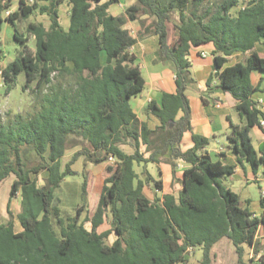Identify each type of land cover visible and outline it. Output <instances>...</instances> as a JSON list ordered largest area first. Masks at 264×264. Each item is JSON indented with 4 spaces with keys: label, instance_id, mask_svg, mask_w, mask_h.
Listing matches in <instances>:
<instances>
[{
    "label": "trees",
    "instance_id": "trees-1",
    "mask_svg": "<svg viewBox=\"0 0 264 264\" xmlns=\"http://www.w3.org/2000/svg\"><path fill=\"white\" fill-rule=\"evenodd\" d=\"M102 1L19 0L17 10L4 16L13 0H0V34L5 22L11 24L14 40L24 49L27 40L17 21L34 13L50 21L49 28L29 23L26 30L35 39V52L26 50L0 68L6 91H12L23 72V90L34 82V92L51 85L40 111L29 118L17 115L7 124L0 122V183L15 176L7 203L10 220L0 225V264H180L196 247L203 249L202 264H211V250L223 238L235 245L239 264H246L244 245L255 253L248 264H264V211L254 216L221 180L233 175L236 165L214 161L206 151L210 140L203 136L194 134L193 148L181 149L184 134L192 131L187 90L196 81L190 49L213 42L214 71L207 86L214 84L230 93L246 120L244 126L231 123L227 147L237 165L247 162L255 174L264 166V146L257 152L250 136L264 121V112L253 99L258 87L250 78L252 71H264V58L255 51L264 37V0H249L237 17L230 11L239 0H135L126 8L127 18L110 13L120 0ZM65 3L71 9L68 30L61 24L59 10ZM128 20L141 25L137 37L125 28ZM170 25L177 34L173 42ZM153 35L159 36V61L175 71L177 85L176 93L163 95L161 105L151 101L145 109L160 121L156 130L141 123L130 105L132 96L145 88L130 49ZM235 53L249 55L244 63L225 67ZM3 57L0 49V63ZM55 73L72 80L53 85ZM124 145L134 153L123 151ZM70 146L81 149L64 166ZM24 148L38 156L36 164L29 165ZM80 157L93 164L114 157L115 166L104 172L94 212L86 176L82 204L75 215H65L56 191L68 176L76 175L72 167ZM180 161L188 168L178 201L167 195L162 203L151 202L144 187L153 183L161 190L162 182L146 169L140 179L135 166L167 163L175 169ZM44 171L47 177L40 184ZM19 194L21 208L14 216L11 205ZM261 205L264 209V199ZM108 213L111 229L99 233ZM16 221L20 232L15 231ZM111 235L115 236L112 243Z\"/></svg>",
    "mask_w": 264,
    "mask_h": 264
},
{
    "label": "crops",
    "instance_id": "crops-1",
    "mask_svg": "<svg viewBox=\"0 0 264 264\" xmlns=\"http://www.w3.org/2000/svg\"><path fill=\"white\" fill-rule=\"evenodd\" d=\"M108 0H103L102 2H106ZM249 0H239L238 6L234 7L230 14L232 17H237L240 10L244 9L246 3ZM16 2L17 8L19 6V0H13L12 4ZM128 5H134L136 3L135 0H120L119 3L114 4L110 8V13L116 17H124L127 18L126 8ZM6 10L5 14H10L16 10ZM68 6V9L71 11L69 5L67 3L63 4L60 7V14L63 6ZM71 14V12H70ZM61 17V15H60ZM145 17H143L144 19ZM70 25V18L68 19ZM9 23L5 22V25ZM62 24V23H61ZM69 25H62L65 30H68ZM46 27V25H44ZM46 28H49L46 27ZM125 28L130 30L134 37H137L138 32L142 31L141 25L137 23L127 21ZM172 28V36L170 37V42H173L176 38L174 35ZM160 49V41L159 36L153 35L146 37L133 46L130 49V52L133 53L137 57V63L140 67L142 76L145 80V88L142 92L135 94L132 96L130 100V105L133 112L136 114L138 120L141 123H144L148 126L150 130H156L160 125V121L152 114H147L145 109L147 105L151 101H155L158 105H161L163 95L165 93H176L177 85H176V75L175 71L167 65H164L159 61L158 51ZM214 51L215 45L213 42H209L206 44H202L200 46H192L189 53V59L191 62V72L196 81V85L189 87L187 90V96L190 101L191 106V120H192V131L186 132L183 136L181 142L182 151H188L193 148V135L203 136L210 140L209 146L206 148V151L212 157L214 161H220L226 165H236V169L233 175L226 176L222 178V182L224 186L234 191L228 185L234 184L235 181H249L253 180V175L255 176L251 166L244 162L242 165H237L236 156L228 149L227 147V138L230 130L231 123L244 126L246 124L245 118L237 111V100L228 92H225L221 89L216 88L213 84L211 87L207 86V82L211 77L214 71ZM255 51L264 58V37L260 39V41L255 46ZM249 54L235 53L232 56L227 58V63L225 67L234 66L237 64L244 63ZM251 83L254 87H258V91L253 95V99L258 103L259 109L264 112V71L262 70H254L251 72ZM183 113L179 114L181 117ZM250 136L252 139V143L257 152H259L260 148L264 146V127L256 126L251 132ZM121 149L128 154H133L134 150L132 147L128 145L121 146ZM141 150L145 152L146 146L142 145ZM148 157V154L146 155ZM83 158V162H85V158ZM80 158V159H81ZM79 159V160H80ZM85 160V161H84ZM78 162V161H77ZM76 162V163H77ZM87 170L93 171L97 168L95 175L96 187L97 190L92 199H89L91 203L90 210L94 212L97 208L99 197L103 190L104 179L103 175L105 170L109 166H115V163H111L109 161L93 164L86 161ZM188 168V165L185 162H178L177 167L173 169V167L167 163L155 164L149 163L146 166L144 165H136L135 171L139 178L142 177V172L146 169L151 176L156 181L162 182V189L157 190L154 184L146 185L144 187L143 193L144 195L151 201L155 202L156 200H160L162 203L164 197L167 195H172L178 201L180 192L183 188L182 180L184 178V171ZM46 175H44V179L47 177V172L44 171ZM256 181H259L258 178H255ZM237 190V188H236ZM240 197L241 195L237 191ZM91 185L88 187V192L90 195ZM264 192V191H262ZM262 192L260 193V198L258 201L253 202L250 198H246L245 203L247 205H255L256 210L252 213L254 216H261L263 214L264 209L261 205ZM241 204H243L241 202ZM93 209V210H92ZM84 216H82V219ZM111 214L108 213L105 217V222L101 227H99L98 232L102 233L111 229ZM20 225V224H19ZM89 228V224H87ZM16 232L22 231V227H18L17 224L15 227ZM115 236L111 235L110 243L114 242ZM200 250V254L195 257L196 262L202 264L203 260V249L200 247L192 248L190 253L195 254L197 250ZM248 256L245 253L244 262L246 260H250L255 257V253L252 247H249ZM259 256H257L258 258ZM186 262V261H185ZM248 262V263H249ZM187 264V263H186ZM211 264H239V256L237 253V249L233 242L229 238H223L219 242H217L212 250H211Z\"/></svg>",
    "mask_w": 264,
    "mask_h": 264
},
{
    "label": "rangeland",
    "instance_id": "rangeland-1",
    "mask_svg": "<svg viewBox=\"0 0 264 264\" xmlns=\"http://www.w3.org/2000/svg\"><path fill=\"white\" fill-rule=\"evenodd\" d=\"M130 6L127 3V7ZM125 7V8H127ZM17 4L16 2L11 9L16 10ZM61 23L62 25H69L68 19L70 18V10L68 6H63L61 10ZM8 16V14H5ZM42 23L46 25V27L50 26V21L47 16H41L38 13H34L28 20H19L17 21L16 26L18 27L19 31L24 34L28 48L24 49L20 44H18L14 38V30L15 28L11 24H7L4 26L2 33L0 34V49L4 55L2 62L0 63V68L3 70L5 69L10 63H12L18 56L24 53L26 50L35 52L36 45L34 37L29 34L26 30L29 23ZM172 30L173 25H170ZM174 35H176V31L174 30ZM53 85L56 84L57 81H61L63 83H68L72 79L69 76L61 78L58 73L53 74ZM26 84V75L25 73H21L16 83H13L12 91H6V85L4 80L0 74V122L3 124L9 123L12 121L17 115H22L24 118H29L33 116L35 113L40 111V108L44 104V96L50 93V86H44L39 92H34L36 82L31 83L30 86L23 90L24 85ZM80 146L72 147L70 146L65 158L63 159V165L65 166L70 159L72 158L73 154L80 150ZM24 155L26 160L28 161L29 165H34L39 161L38 156L31 148H24ZM81 158V157H80ZM79 158V159H80ZM78 162L75 163L72 169L76 172L75 176H68L60 189L56 191V195L58 198V206L61 208L63 214L65 215H75L77 207L82 204V196H81V187L82 183L84 182L85 177H88V185H91L90 195L88 192L89 199H92L97 190L96 185V169L93 171L87 170L86 161L83 162V158ZM255 174V173H254ZM44 175L45 172L40 173L39 175V183L44 184ZM253 180L249 181H235L234 184L228 185L234 191L238 190V193L241 195V202L242 205L245 207H249L250 211L253 212L256 210L255 205H247L245 203L246 198H250L253 202L258 201L260 198V193L264 191V166H261L255 176L253 175ZM255 178H258L259 181H256ZM15 180V176L12 175L3 182L0 183V225L7 224L10 220V216L7 212V203L9 200V194L12 187V184ZM89 187V186H88ZM236 190V191H237ZM93 200V199H92ZM89 206L91 207V203L89 202ZM21 208V197L20 194L13 200L11 209L14 216H17ZM93 210V209H92ZM15 220L17 218L15 217ZM17 223V229L20 227L19 222ZM244 249L248 256L249 246L244 245ZM200 254V250L198 249L195 254L189 253L185 257V261L180 264H199L196 262L195 257ZM252 260V259H251ZM249 260H246V264H248Z\"/></svg>",
    "mask_w": 264,
    "mask_h": 264
},
{
    "label": "built area",
    "instance_id": "built-area-1",
    "mask_svg": "<svg viewBox=\"0 0 264 264\" xmlns=\"http://www.w3.org/2000/svg\"><path fill=\"white\" fill-rule=\"evenodd\" d=\"M261 125H262V127H264V121H262L261 122ZM109 162H111V163H115V159H114V157H110L109 158ZM181 162H183V161H181ZM262 198L264 199V192H262ZM192 250V249H191Z\"/></svg>",
    "mask_w": 264,
    "mask_h": 264
}]
</instances>
